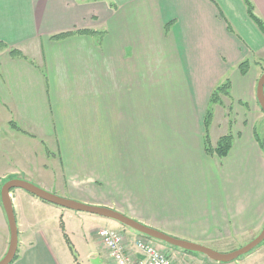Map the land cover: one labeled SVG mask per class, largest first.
<instances>
[{
    "label": "crops",
    "instance_id": "1",
    "mask_svg": "<svg viewBox=\"0 0 264 264\" xmlns=\"http://www.w3.org/2000/svg\"><path fill=\"white\" fill-rule=\"evenodd\" d=\"M249 1L264 23V0ZM82 30L94 33L50 40ZM0 42L24 56L0 52V185L24 180L224 253L261 232L264 36L243 0H0ZM226 81L208 128L213 148L232 136L220 158L205 152L204 118ZM10 198L12 264H67L51 225L71 211ZM8 244L0 201V260ZM246 262L264 264V242Z\"/></svg>",
    "mask_w": 264,
    "mask_h": 264
},
{
    "label": "water",
    "instance_id": "2",
    "mask_svg": "<svg viewBox=\"0 0 264 264\" xmlns=\"http://www.w3.org/2000/svg\"><path fill=\"white\" fill-rule=\"evenodd\" d=\"M256 99L260 110L264 114V73L260 76L257 82ZM12 190L24 191L45 203L59 207L61 209L96 215L108 220L115 221L119 223L121 226L131 229L137 232L138 234L150 238L154 241L164 243L166 245L175 247L185 252H192V253L205 255L212 261L221 264L231 263L242 256L250 254L264 242V226H263L261 232L245 246L233 252L218 253L204 246L183 241L180 239H176L169 235L163 234L150 227L142 225L130 218H127L114 210L103 207L86 205L76 201L61 198L41 188H38L35 185L28 183L27 181L14 179L6 182L1 187L0 190V201H1L2 209L6 216L8 230H9L8 249L5 255L3 256V258L0 260V264H12V262L14 261L17 255V250H18V230H17L16 219L10 198V192Z\"/></svg>",
    "mask_w": 264,
    "mask_h": 264
},
{
    "label": "rangeland",
    "instance_id": "3",
    "mask_svg": "<svg viewBox=\"0 0 264 264\" xmlns=\"http://www.w3.org/2000/svg\"><path fill=\"white\" fill-rule=\"evenodd\" d=\"M262 74L263 73H261V75ZM259 115L260 117H259V121H257L256 131L258 132V134L262 135L261 141L264 142V114L262 113L261 110L259 112ZM219 118L221 121H223V117H219ZM212 119L213 117L211 118V121ZM52 155L56 157L55 151L52 152ZM0 170L2 172V169ZM6 182L8 181H4L0 186L2 187ZM13 191L14 190H12L11 192ZM96 191L101 194L104 193L102 192L104 190H99V191L96 190ZM91 206H96V205H91ZM97 207H102V206H97ZM103 208H107V207H103ZM68 213H71L70 214L71 216L69 218L66 217L62 219L61 217H59L60 219L58 223L54 219H52V225H51L52 239L56 243H58L60 250H64L67 264H114L113 260L108 256L107 252L104 250L101 244L98 234V231L101 229H113L118 231L128 244L132 243V241L136 238L142 239V236L140 234H138L137 232L131 229L121 226L119 223L115 221L86 213H79L73 211ZM64 228L66 229L65 231ZM54 231H56V233H54ZM132 235L134 236L132 237ZM153 243L157 249L167 254L172 259L174 264H221L212 261L207 256L202 254L185 252L158 241H154ZM213 251L218 253L225 252V251H220L218 249ZM226 252L229 253L230 251H226ZM247 255L242 256L237 260L227 264H254L251 262L244 263V259Z\"/></svg>",
    "mask_w": 264,
    "mask_h": 264
},
{
    "label": "built area",
    "instance_id": "4",
    "mask_svg": "<svg viewBox=\"0 0 264 264\" xmlns=\"http://www.w3.org/2000/svg\"><path fill=\"white\" fill-rule=\"evenodd\" d=\"M98 234L104 250L114 264H174L167 254L146 238H136L128 244L116 230L101 229Z\"/></svg>",
    "mask_w": 264,
    "mask_h": 264
},
{
    "label": "trees",
    "instance_id": "5",
    "mask_svg": "<svg viewBox=\"0 0 264 264\" xmlns=\"http://www.w3.org/2000/svg\"><path fill=\"white\" fill-rule=\"evenodd\" d=\"M245 5H246V9H247V14L248 17L252 20V22H254V24L258 27V29L260 30V32L263 34L264 36V23L258 19L254 13H253V6L251 5L249 0H243ZM94 32H90V31H86V30H82V31H77L76 33H71V32H67V33H61L58 35H54L50 38V40L52 41H56V40H62L64 38H67L73 34H92ZM5 50H9L10 55L13 58H17V59H24V56L17 50H13V49H9L5 44L0 42V52H3ZM248 68V63L244 62L242 64L239 65V70L241 72V74H245ZM229 86L230 83L229 81L224 82L223 84L217 86L213 91L212 94L210 96V100H209V106L207 108L206 114H205V118H204V127H205V142H204V146H205V152L208 155H212V154H216L218 157L223 158L227 155V153L230 150L231 147V142H232V136L230 134L222 137L219 139L217 145L215 148H213L210 145L209 139H208V128L209 125L211 123V118H212V105L214 104H221V96H225V97H229ZM11 126L14 129H17V126L12 123ZM258 141L259 138H256ZM260 146L261 148L264 150V142L260 141ZM146 238V237H145ZM149 239V238H147ZM16 258V257H15Z\"/></svg>",
    "mask_w": 264,
    "mask_h": 264
}]
</instances>
